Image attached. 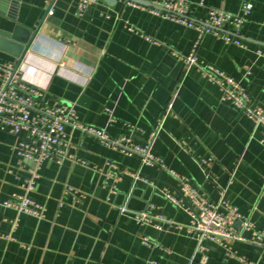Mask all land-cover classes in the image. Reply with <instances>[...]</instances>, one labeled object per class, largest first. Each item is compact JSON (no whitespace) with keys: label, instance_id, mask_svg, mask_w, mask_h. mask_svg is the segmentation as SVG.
I'll return each mask as SVG.
<instances>
[{"label":"crops","instance_id":"crops-1","mask_svg":"<svg viewBox=\"0 0 264 264\" xmlns=\"http://www.w3.org/2000/svg\"><path fill=\"white\" fill-rule=\"evenodd\" d=\"M200 1L193 0L189 15L205 23ZM204 1L232 14L245 3L254 8L241 31L244 47L208 34L197 65L189 66L176 53L189 57L199 33L151 9L103 1L80 15L78 0H54L53 15L44 19L48 0H0V31L21 40L39 30L22 60L16 47L0 48L1 63L19 67L45 100L75 105L80 122L112 139L131 136L142 146L153 140L152 152L167 166H146L142 157L80 132L73 142L85 165H37L18 154L20 138L0 128V264H264V241H257L264 230V132L203 75L204 67L226 73L264 108V0ZM110 161L120 177L110 175ZM181 178L212 203L226 197L249 219L252 227H233L246 241L208 242L198 253L188 205L179 208L160 192L177 194ZM17 195L45 206V216L6 207ZM143 212L163 220L142 225L136 215Z\"/></svg>","mask_w":264,"mask_h":264},{"label":"built area","instance_id":"built-area-1","mask_svg":"<svg viewBox=\"0 0 264 264\" xmlns=\"http://www.w3.org/2000/svg\"><path fill=\"white\" fill-rule=\"evenodd\" d=\"M78 1L80 15H84L90 7L103 3V0ZM48 2L52 6L54 0H48ZM192 2L193 0H160L156 5L164 8L167 12L151 9L154 14L174 19L199 33V41L194 52L186 58L176 53L178 58L184 60L189 66L197 65L196 51L203 38L208 34L215 35L227 44L235 43L244 47L241 31L254 8L252 3H245L241 13L232 14L219 9L207 8L205 1L201 0L197 6L208 9V19L205 23H200L190 18L189 10ZM52 8L49 15H53ZM129 30L135 31L134 27H130ZM228 30L231 32L228 33ZM142 37L154 45H160L159 41L149 36ZM203 75L220 89L224 102L230 103L244 113L253 121L257 129H262L264 132V108L256 105L244 88L240 87L232 77L214 67H204ZM0 80L2 81L0 88V128L2 131L20 138L17 152L22 158L33 161L37 165L45 162H56L59 165L66 161L82 162L77 157V147L73 142L74 133L80 132L83 135L99 139L107 147L120 150L127 156L138 155L142 157L146 166L167 169L163 160L152 152L153 140L142 146L135 143L131 136L112 139L104 130L83 124L79 120L75 105L45 100L44 93L25 82L20 74V68L12 63L0 62ZM262 143L264 144V138ZM82 164L85 165L86 163L82 162ZM108 166L111 170V176L120 177L118 164L110 161ZM169 172L172 176L179 178L175 171L169 170ZM125 176L135 180L142 179L139 174L130 172L125 173ZM180 182L181 185L177 194H172L168 189H163L160 192L168 201L179 208L188 205L185 209L190 212L192 217L190 230L198 242V253L207 251L208 242L224 244L226 240L246 241L238 232L233 230V227L242 221H245L246 229L252 225H250L249 219L241 215L226 197L223 196L217 204L212 203L188 179L181 178ZM151 185L153 186V183ZM35 186L34 180L29 181L26 187L27 192H33ZM5 205L20 213L40 219L46 213V207L28 195H17L13 200L7 201ZM136 219L142 225L150 224L153 220H163L160 215H153L150 212L137 213ZM257 241L260 243L264 241V230L258 233ZM144 243L150 245L147 239L144 240ZM241 262L244 261L241 259Z\"/></svg>","mask_w":264,"mask_h":264},{"label":"water","instance_id":"water-1","mask_svg":"<svg viewBox=\"0 0 264 264\" xmlns=\"http://www.w3.org/2000/svg\"><path fill=\"white\" fill-rule=\"evenodd\" d=\"M104 3L110 7H115L120 1H126L132 4H135L140 7L148 8V9H155L161 12H167L164 8L154 4L150 0H103ZM52 6L48 8V11L44 17V19L49 15L50 9ZM43 19V20H44ZM43 22H41V25ZM39 30L36 31L35 33L30 32L29 37L26 39H17L16 35L10 34V33H4L0 31V48L8 50L9 48L6 45H9L10 47H16L17 51L15 53V57L18 59L22 60L26 54L29 52L31 49L37 34Z\"/></svg>","mask_w":264,"mask_h":264}]
</instances>
